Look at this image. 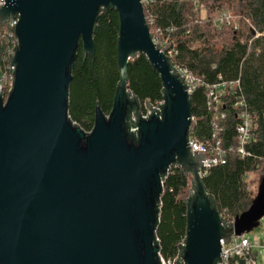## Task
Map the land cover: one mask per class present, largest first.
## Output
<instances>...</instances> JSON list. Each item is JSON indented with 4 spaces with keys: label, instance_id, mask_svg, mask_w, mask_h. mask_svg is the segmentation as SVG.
<instances>
[{
    "label": "water",
    "instance_id": "water-1",
    "mask_svg": "<svg viewBox=\"0 0 264 264\" xmlns=\"http://www.w3.org/2000/svg\"><path fill=\"white\" fill-rule=\"evenodd\" d=\"M0 3V25L17 19L12 87L6 94L0 87V264H161L157 204L171 165L191 176L174 263L220 264V241L264 217V176L251 207L226 225L199 174L204 155L189 151L186 82L165 54L169 44L153 43L142 1ZM102 9L119 18V83L110 112L96 105L86 132L68 115L69 87L79 43L94 57ZM137 53L161 79L159 110L128 92Z\"/></svg>",
    "mask_w": 264,
    "mask_h": 264
},
{
    "label": "trees",
    "instance_id": "trees-1",
    "mask_svg": "<svg viewBox=\"0 0 264 264\" xmlns=\"http://www.w3.org/2000/svg\"><path fill=\"white\" fill-rule=\"evenodd\" d=\"M142 6L150 33L157 30L159 40H167L169 49L176 52L172 62L185 66L203 82L189 97L193 118L189 136L211 143L212 123L217 117L222 130L218 136L227 151L226 162L209 168L202 183L218 214L234 221L251 207L255 198L247 188L246 175L257 170L264 172V0H147ZM201 9L205 16H201ZM223 13L229 15L230 23L216 28L215 22ZM6 28L0 25V67L5 64L11 46L4 32ZM118 32L117 12L102 9L93 28L94 57L84 55L81 42L76 51L68 115L84 131L92 128L96 105L104 114L112 107L119 83ZM127 69L128 92L142 105L146 101L153 105L162 101L161 79L143 54L133 56ZM219 78L240 82L235 93L222 99L219 107L225 115L222 119L209 109L205 87ZM236 98L244 100L252 124V139L246 145L248 155L244 158L228 151L238 144L236 126L240 107L233 105ZM189 176L178 165H171L163 178L155 242L164 260L177 256L186 234Z\"/></svg>",
    "mask_w": 264,
    "mask_h": 264
},
{
    "label": "built area",
    "instance_id": "built-area-1",
    "mask_svg": "<svg viewBox=\"0 0 264 264\" xmlns=\"http://www.w3.org/2000/svg\"><path fill=\"white\" fill-rule=\"evenodd\" d=\"M142 3L146 2L147 0H141ZM1 6V3H0ZM17 23V19H10L6 24L5 34L7 38L11 42V46L7 52V56L5 57L4 61L5 64L3 67H0V87L2 88L3 92L6 94L12 87L13 77L9 74L10 63L9 55H13L14 50L12 51L14 44H15V24ZM230 23L229 15L222 14L218 17L215 22L216 28H221L223 25H228ZM236 27V26H235ZM172 29H168L171 31ZM152 41L158 46H165L168 44L167 40L160 41L158 37V31L156 30L154 34H152ZM16 46H17V39H16ZM176 52L174 50L168 49L165 54L171 59ZM172 60V59H171ZM174 68L176 72L183 78V82H186L187 92L191 94L198 86L203 85V82L200 78L194 76L185 66H179L174 64ZM240 82L239 80L233 81H225L219 78L218 81L212 84L205 85L206 87V98H207V105L209 109L212 110L215 115H218V118H224V113L219 111V107L223 103V98L225 95L229 93H235L237 88L239 89ZM162 103L159 102L155 105H152V108L159 110L156 105H160ZM234 107L239 106L240 110L237 114V118L239 123L236 126V135L238 144L235 147H229L228 151H233L237 154L240 158H244L248 155L246 151V145L252 139V124H251V117L245 110V103L242 98H236V102L233 104ZM147 114V110L141 111L142 118H145ZM132 121H135V118L131 117ZM193 118L191 117V121ZM213 131L211 134V143L205 144L196 139L193 135H188V143H189V151L193 155L194 152L197 154H203L204 160L202 162L199 174L200 176L205 175L206 171L211 168L212 166L225 164L226 162V150L221 146V142L219 139V133L222 131L220 126L218 125L217 117L214 119L213 123ZM90 131V130H89ZM86 131V132H89ZM221 219L225 220V224H232L233 221L226 220L223 216L219 215ZM220 264H256V259L253 253V248L260 247L264 250V242L260 245L258 240H254L250 242L249 239L246 237L245 233L241 234H232L229 237V241L224 245V242L220 241ZM178 255V254H177ZM161 264H175L177 260V256L173 260H164L161 256Z\"/></svg>",
    "mask_w": 264,
    "mask_h": 264
},
{
    "label": "rangeland",
    "instance_id": "rangeland-1",
    "mask_svg": "<svg viewBox=\"0 0 264 264\" xmlns=\"http://www.w3.org/2000/svg\"><path fill=\"white\" fill-rule=\"evenodd\" d=\"M200 12L201 16H205L204 10L201 9ZM263 173L264 172L257 170L255 172H250L246 175L245 181L247 184V188L254 197L257 194L258 186L263 176ZM189 191H191V176H189L187 195L189 194ZM244 233L250 242L258 240L260 242V245H262L264 242V217L259 220L257 226L252 227L250 230H244ZM253 253L256 259V264H264V250H262L261 246L253 248Z\"/></svg>",
    "mask_w": 264,
    "mask_h": 264
}]
</instances>
